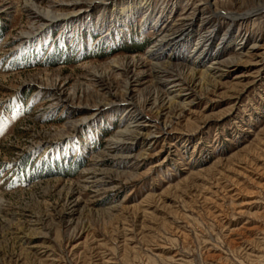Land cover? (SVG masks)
<instances>
[{
	"label": "rangeland",
	"instance_id": "obj_1",
	"mask_svg": "<svg viewBox=\"0 0 264 264\" xmlns=\"http://www.w3.org/2000/svg\"><path fill=\"white\" fill-rule=\"evenodd\" d=\"M257 2L0 0V264H264V8L242 14ZM168 25L189 31L158 49L175 65L229 35L222 59L260 46L153 107L176 93L148 54ZM138 116L146 134L117 142Z\"/></svg>",
	"mask_w": 264,
	"mask_h": 264
},
{
	"label": "bare ground",
	"instance_id": "obj_2",
	"mask_svg": "<svg viewBox=\"0 0 264 264\" xmlns=\"http://www.w3.org/2000/svg\"><path fill=\"white\" fill-rule=\"evenodd\" d=\"M257 6L253 7L252 9L248 10L243 14V17H246L249 13H257L259 12L258 9L264 8V3L257 2ZM28 9H34V12L39 16L40 13H42L39 8L36 9V7H32V5L27 4ZM26 7V8H27ZM196 8L192 11V13H188L184 15L181 19H190L194 11H199ZM127 11V8L124 9V12ZM229 14V13H227ZM40 17V16H39ZM207 17V16H205ZM235 15H230V18L233 19ZM55 16L51 18L50 20H54ZM215 28L211 29L209 33L206 35H202L203 38L207 37L206 39H210V36L214 34ZM183 32V33H182ZM179 35H175L174 32V25H168V27L162 32L157 39V41L154 43L153 48H149L148 54L152 57V68L154 70V75L156 77V80L158 81V84L163 83L164 81H169L170 88H174V92H176L173 95H170V91L172 90H163L164 94H159V92L156 91L157 95L154 93V101L152 102L153 107H163V106H172L173 104L178 103L179 99L181 100L183 96L187 95L184 93L185 89L182 87L183 82L187 80V78L194 79L198 81V84L201 85L203 88H211L215 87L218 79L223 76L225 71L229 70L231 67L235 66V64L241 62L243 58L250 56L252 52H254L257 47L260 45L255 44L251 47V51H245L242 47L239 48L238 55L233 56L228 59H222V53L225 52L230 47L231 38L230 35L225 38V42L223 45L212 51V48L208 46V43L202 45L203 47L199 48L194 51V56H191V60H189V63H180V64H173L171 59L165 58L164 60H160V57L163 56L160 52H158V49L162 46H165L166 44H171V41H174L172 45V49H179L180 45L182 43L186 42V39L189 35V31L185 30L182 31ZM212 34V35H211ZM182 36L179 40L178 37ZM198 43V42H197ZM201 45V44H200ZM208 59L207 64L204 66V68H201V64ZM112 66L124 69L126 68L125 65L121 67L118 64L117 60L112 61ZM175 72V73H174ZM174 73V74H173ZM134 84L131 82H128V85L126 86V98L129 100H133L132 98V91H133ZM189 94V93H188ZM61 95V94H60ZM189 96V95H188ZM188 99V98H187ZM137 115V114H136ZM140 115V114H139ZM139 118H135L133 120V123L129 125L127 128L125 127V130L120 131L119 137L120 139L117 142H122V138L131 139V141L138 140L142 137V135L145 133V124L142 123ZM143 120V118H142ZM131 123V122H130ZM127 126V125H126ZM134 139V140H132ZM131 144V143H130ZM26 234V233H25ZM24 237V236H23ZM22 238V237H21Z\"/></svg>",
	"mask_w": 264,
	"mask_h": 264
}]
</instances>
